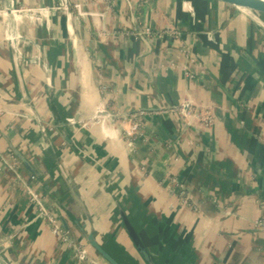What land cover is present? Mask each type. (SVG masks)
<instances>
[{
  "label": "crops",
  "instance_id": "1",
  "mask_svg": "<svg viewBox=\"0 0 264 264\" xmlns=\"http://www.w3.org/2000/svg\"><path fill=\"white\" fill-rule=\"evenodd\" d=\"M122 212L158 264H264V28L219 0H0L4 264H110L86 232L147 264Z\"/></svg>",
  "mask_w": 264,
  "mask_h": 264
},
{
  "label": "built area",
  "instance_id": "2",
  "mask_svg": "<svg viewBox=\"0 0 264 264\" xmlns=\"http://www.w3.org/2000/svg\"><path fill=\"white\" fill-rule=\"evenodd\" d=\"M252 16L254 18V21L264 28V16L259 15L254 12H252ZM139 33L141 34L142 32H139ZM172 33H174L175 35H178L179 32L177 30H174L172 31ZM191 76H193V73L191 74ZM171 110L176 113L178 112L180 113V115L185 116V117L190 116V115H195L201 120V123L203 124V126H207V127L212 126L215 123V119H216L215 114L209 107L204 110L199 111L196 109L195 106L191 105L188 102L186 104H183V106H180L178 108H173ZM144 114H145V111L143 110H137L135 112H130L128 114L127 118L133 122L132 128L129 131L130 134L138 131ZM68 121L70 123H74L75 119L73 117L68 118ZM26 193L29 195L31 200L38 205V208H39L38 214L43 219L48 221V223L51 225L53 232L61 237L64 244L74 250V254L76 258L79 261L91 260V257H90L91 255L87 247V244L73 239L68 233V231L64 230L59 217L55 215L53 211L50 210L46 206L41 194L37 193L31 186L27 187ZM256 223L258 227L264 228V218L257 220ZM0 240L2 241L0 244V254H1L2 261H3L2 252L5 249L4 247H7L6 244H7L8 238L4 237V238H1ZM3 264H4V261H3Z\"/></svg>",
  "mask_w": 264,
  "mask_h": 264
},
{
  "label": "water",
  "instance_id": "3",
  "mask_svg": "<svg viewBox=\"0 0 264 264\" xmlns=\"http://www.w3.org/2000/svg\"><path fill=\"white\" fill-rule=\"evenodd\" d=\"M219 1L232 4L241 9H246L251 12L264 16V0H219ZM13 50L15 51V48H13ZM15 152L26 164L30 166L29 161L24 157L23 154H21V152H19L18 150H15ZM122 217H123L124 225L142 258L146 261L147 264H158L154 260L153 256L151 255L149 249L145 245L144 241L142 240L141 236L139 235L137 229L133 225L129 216L125 212H122ZM85 237L88 240V242L91 244V246L95 248V250H97L110 264H123L99 243V241L96 239L93 233L86 232ZM1 242L2 241L0 240V244ZM0 264H3L1 254H0Z\"/></svg>",
  "mask_w": 264,
  "mask_h": 264
},
{
  "label": "rangeland",
  "instance_id": "4",
  "mask_svg": "<svg viewBox=\"0 0 264 264\" xmlns=\"http://www.w3.org/2000/svg\"><path fill=\"white\" fill-rule=\"evenodd\" d=\"M67 1L63 2V3H66Z\"/></svg>",
  "mask_w": 264,
  "mask_h": 264
}]
</instances>
